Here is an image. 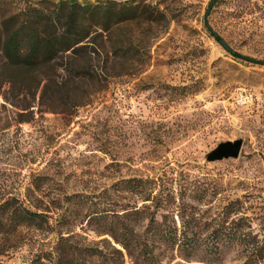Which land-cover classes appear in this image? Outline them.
Returning <instances> with one entry per match:
<instances>
[{
    "label": "rangeland",
    "instance_id": "374dc122",
    "mask_svg": "<svg viewBox=\"0 0 264 264\" xmlns=\"http://www.w3.org/2000/svg\"><path fill=\"white\" fill-rule=\"evenodd\" d=\"M138 1L146 5L140 17L94 27L83 48L34 70L4 66L0 51V200L14 195L49 222L65 219L63 231L74 230L78 245L106 249L109 237L86 223L91 206L67 195L99 201L120 178L152 177L154 189L176 198L180 235L190 211L228 226L243 217L236 223L264 252V64L232 56L211 34L264 60V0ZM238 137L237 157L204 159L219 141ZM57 236L24 226L0 234V264H28ZM206 243L209 259L203 246L156 250L162 264H264V255L249 254L247 238L219 250L213 238Z\"/></svg>",
    "mask_w": 264,
    "mask_h": 264
},
{
    "label": "trees",
    "instance_id": "16d2710c",
    "mask_svg": "<svg viewBox=\"0 0 264 264\" xmlns=\"http://www.w3.org/2000/svg\"><path fill=\"white\" fill-rule=\"evenodd\" d=\"M144 7L138 0H39L37 4L31 0H0V51L4 66L18 71L34 70L66 51L83 48L82 42L92 28L108 31L115 23L140 17ZM211 34L220 41L216 32ZM228 50L238 59L264 64V60ZM40 185L41 182L35 181L34 186ZM156 186L158 183L152 177H123L113 182L111 194L105 193L107 196H100L99 201L90 199V194L67 195L70 199L85 200L91 206L86 223L90 225L94 220L93 230L97 235L109 237L106 249L78 245L72 240L74 230L63 231L65 219L59 217L55 223L49 222L51 216L46 211L32 209L14 195L0 200V234L10 236L22 226L57 233L54 247L37 252L28 264H162L156 250L161 246L186 252L203 246L204 259H209L214 254L206 243L209 237L217 243L216 250L220 244L247 238L251 242L249 254L256 258L264 255L263 243L260 245L236 223L243 217L231 220L230 226L225 220L211 224L201 222L189 210L190 216L184 217V231L180 235L173 217L176 198L169 190L154 189ZM122 192L128 193L132 201L122 199ZM136 198L142 203L138 204ZM233 205L231 201L223 207L225 218L234 211ZM161 209L163 212H159ZM78 215L77 212L68 215L67 222L74 225L80 220ZM178 217L181 218L179 214Z\"/></svg>",
    "mask_w": 264,
    "mask_h": 264
},
{
    "label": "water",
    "instance_id": "95a60500",
    "mask_svg": "<svg viewBox=\"0 0 264 264\" xmlns=\"http://www.w3.org/2000/svg\"><path fill=\"white\" fill-rule=\"evenodd\" d=\"M220 42L224 47L229 48L226 42L221 40ZM241 144V137L219 141L204 154V159L211 162L213 160L227 159L228 157H237L241 150Z\"/></svg>",
    "mask_w": 264,
    "mask_h": 264
}]
</instances>
